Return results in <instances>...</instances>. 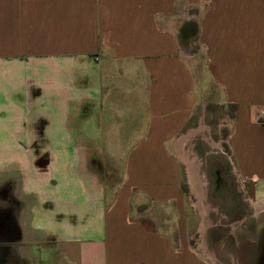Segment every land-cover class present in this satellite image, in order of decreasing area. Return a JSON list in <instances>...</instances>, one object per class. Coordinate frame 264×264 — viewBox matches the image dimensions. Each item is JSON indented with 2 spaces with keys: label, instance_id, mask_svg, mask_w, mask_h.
Listing matches in <instances>:
<instances>
[{
  "label": "crops",
  "instance_id": "0c3cea01",
  "mask_svg": "<svg viewBox=\"0 0 264 264\" xmlns=\"http://www.w3.org/2000/svg\"><path fill=\"white\" fill-rule=\"evenodd\" d=\"M31 69L51 147L77 152L84 141L82 168L102 194L98 206L42 208L33 218L53 234L54 264H216L194 239L184 185L193 167L183 159L206 131L211 92L227 110V162L264 209V0H0V118L23 117ZM106 150L122 156V178L102 205ZM37 191L23 194L41 203ZM158 209L174 214L169 231ZM10 220L0 212V264L24 245Z\"/></svg>",
  "mask_w": 264,
  "mask_h": 264
},
{
  "label": "rangeland",
  "instance_id": "374dc122",
  "mask_svg": "<svg viewBox=\"0 0 264 264\" xmlns=\"http://www.w3.org/2000/svg\"><path fill=\"white\" fill-rule=\"evenodd\" d=\"M24 77L25 80L33 79L34 83H31L28 86V90L22 93L23 100L19 101L21 105H24L23 117L13 118L7 115L0 118V207L8 205L13 207L16 221L23 233L24 245L4 251L1 264H8L9 262L11 264H24V257L29 259L30 263L28 264H54L53 253L58 255V252L56 246L53 243H49L53 234L35 230L37 225H33V218H36L37 221L39 220L42 208L51 207L59 212L71 209L74 206H98L100 204L98 199L101 198L102 194L96 191V185L93 182L91 173L82 168L84 165L83 157L85 158L87 152L89 153L82 144L84 141L76 143V146L81 149L77 150V152L74 149L59 151L51 147L50 140L52 135L45 132L46 129L43 127L42 120H40L39 106L36 102V70L25 71ZM3 97L4 101L9 98V95ZM216 99L217 95L215 92H211L210 95L206 96L204 101L206 110L205 122L203 123V128L206 131L202 129V132L196 135L191 142L187 143L185 152L193 154L190 157L186 155L183 158L193 167L191 168V174L189 170V178L184 179V185L187 191L186 199L190 216L197 220V228L199 229L194 239L202 245L206 254L211 258H217V249L211 248L212 244L206 245L203 234L207 227L216 225L220 215L213 214L215 206L210 205V200L206 199L205 192L213 184L210 169L222 166L228 160L225 155L228 150L226 145L221 143L222 138L220 137L222 133L220 127L222 120L226 118L227 110L217 106L215 103ZM69 125L71 126L72 124ZM70 134L73 138L76 137L74 133ZM53 135L55 137L59 136L56 133ZM192 145H197L194 147L196 150L191 149ZM223 148H226V151ZM193 151H196L198 155ZM113 152L116 154H113ZM205 152L208 153L207 156L204 155ZM106 153V165L105 167L101 166V169L104 171L102 178L107 183L109 192L106 193L107 197L105 199L102 198V205L104 204L103 202H107V200L112 198L111 195L115 192L122 178V156H117L118 151L106 150ZM49 159L52 160L51 166L43 169L46 166L44 162ZM29 161H32L33 164L31 168L27 167ZM19 162L24 166V175H21L20 171H18ZM207 163L209 164L208 170L206 169ZM237 186L240 194H243L239 181H237ZM23 189L24 192L38 190L37 193L41 195L39 199H42L43 202L39 203L31 197L24 196ZM222 189H224V186ZM258 195L260 196V194ZM12 202L13 204H10ZM145 203L151 204L147 203V201ZM245 203L246 208L248 206L252 210L257 207H263L260 199L252 200V204L251 202ZM221 204L223 205V203ZM228 204H224L225 206L223 205L222 207L230 209L231 206ZM33 208H36V210H32ZM157 211L156 219L160 220L159 218L161 217L162 223L160 225L164 230L169 231L170 229H166V226L170 225V227H173L175 225L174 214L172 216V213L163 209H158ZM5 215L8 216L9 214ZM222 215L232 221L233 219L237 220V215H233V218H231L230 214L224 211H222ZM135 216L141 218L144 217V214L135 212ZM12 220L16 227L17 224L13 217ZM221 221L224 222V220ZM232 227L236 228V234L241 233V238H245L244 228H242L240 222L232 225ZM231 252V250H221L220 253L228 254ZM49 256H52V260H49L51 259ZM42 258L46 260L45 263L40 262ZM12 261L14 262L12 263Z\"/></svg>",
  "mask_w": 264,
  "mask_h": 264
},
{
  "label": "flooded vegetation",
  "instance_id": "af4514ba",
  "mask_svg": "<svg viewBox=\"0 0 264 264\" xmlns=\"http://www.w3.org/2000/svg\"><path fill=\"white\" fill-rule=\"evenodd\" d=\"M206 169H209L208 163ZM210 170L213 184L206 190L205 196L207 200H210V205L215 206L214 210L212 209L213 214L220 215V219L225 222L219 219L216 225L207 227L203 234L206 245L212 244L211 248L217 249V258L214 257L215 263L264 264V209L257 207L252 210L248 206L246 208L245 202H251L252 204V200L255 198L252 196L251 191L244 189L242 185L243 194H240L237 186L238 180L227 161L222 166H217ZM223 186L224 189H222ZM221 203L223 205L230 203L228 204L231 206L230 209L227 207L223 208ZM0 208L2 216H6L5 214L11 216L9 225L14 227V221L12 220L13 207L8 205ZM222 211L230 214L231 218H233V215H237V220L233 219L232 221L222 215ZM238 222L244 228L245 238H241V233L236 234V228L232 227ZM221 250H231L232 252L228 254L220 253Z\"/></svg>",
  "mask_w": 264,
  "mask_h": 264
},
{
  "label": "built area",
  "instance_id": "2783aa9c",
  "mask_svg": "<svg viewBox=\"0 0 264 264\" xmlns=\"http://www.w3.org/2000/svg\"><path fill=\"white\" fill-rule=\"evenodd\" d=\"M261 114L264 116V109L261 110Z\"/></svg>",
  "mask_w": 264,
  "mask_h": 264
},
{
  "label": "water",
  "instance_id": "95a60500",
  "mask_svg": "<svg viewBox=\"0 0 264 264\" xmlns=\"http://www.w3.org/2000/svg\"><path fill=\"white\" fill-rule=\"evenodd\" d=\"M187 31L189 32L190 31V29H187ZM184 33V32H183Z\"/></svg>",
  "mask_w": 264,
  "mask_h": 264
}]
</instances>
